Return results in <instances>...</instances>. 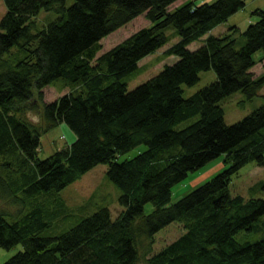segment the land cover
I'll use <instances>...</instances> for the list:
<instances>
[{"label": "trees", "instance_id": "trees-1", "mask_svg": "<svg viewBox=\"0 0 264 264\" xmlns=\"http://www.w3.org/2000/svg\"><path fill=\"white\" fill-rule=\"evenodd\" d=\"M0 21V199L17 206L0 208V246L23 250L4 264H264V238L240 243L236 234L260 228L264 199L232 196L229 183L250 161L264 166V104L228 125L219 104L242 91L253 99L264 88L255 76L254 54L264 53V10L242 32L237 46L231 34L208 36L196 50L188 47L246 6L245 0L184 3L177 0H4ZM41 10L57 18L39 29ZM145 14L150 25L97 56L100 41ZM165 51L179 60L129 91L124 79L139 62L170 41ZM234 32L241 31L238 27ZM22 58L7 56L13 47ZM13 56V55H12ZM213 69L215 82L189 98L200 73ZM63 81L69 91L44 102V89ZM41 118L33 123L27 111ZM199 118L183 129L177 125ZM66 124L76 139L50 157H37L41 137ZM145 151L119 162L139 145ZM231 166L170 204L172 188L219 157ZM99 164L121 191L124 210L114 221L108 207L58 236L42 235L48 226L41 208L22 213L18 206L42 193L61 191ZM264 190V184L262 185ZM154 209L145 213V205ZM174 221L186 232L153 253L155 234ZM264 228V225H263Z\"/></svg>", "mask_w": 264, "mask_h": 264}, {"label": "rangeland", "instance_id": "rangeland-1", "mask_svg": "<svg viewBox=\"0 0 264 264\" xmlns=\"http://www.w3.org/2000/svg\"><path fill=\"white\" fill-rule=\"evenodd\" d=\"M211 1V0H210ZM264 2V0H262ZM74 0H68L67 5H71ZM246 8L243 11L249 12V9L261 2V0H245ZM262 2V3H263ZM174 7L171 6L170 10ZM248 9V10H247ZM7 12L4 0H0V21ZM57 14L52 11L41 10L36 17L39 29H43L48 23L55 20ZM150 25V21L146 15H140L125 26L119 28L107 37L103 38L100 43L102 49L97 53V56L114 48L132 34L139 30L146 28ZM249 25V24H248ZM243 29V31L248 27ZM243 31L234 32L232 30L227 34H231V38L237 40V46H242L245 42ZM166 33L170 37L169 43L160 48L159 50L144 57L139 62V69L128 76L124 81L128 85V90L132 91L138 86L144 84L149 79L158 75L166 65L175 64L179 58L175 55L167 56L165 51L180 41V37L176 31L170 27L166 29ZM195 43V44H194ZM189 45L190 50H196V46H201L199 41ZM18 47H13L7 56L13 59H19L25 56L26 52L19 50ZM13 55V56H12ZM262 50L254 54V60L257 65L253 68L255 76L261 71V58L263 56ZM217 79L216 72L211 69L200 73V80L193 86L184 85V97L189 98L199 90L215 82ZM63 81L58 80L55 85L48 86L44 89V102L50 103L69 91L68 88L62 89ZM225 113V122L232 125L240 122L243 118L257 110L264 104V88L253 99H248L242 91H236L221 100L219 103ZM27 116L33 123H40L41 118L37 113L30 110L27 111ZM199 117L195 116L177 125L176 129H183L194 123ZM76 136L74 132L66 125L61 124L52 130L44 133L41 137L40 147L38 149L37 157L44 160L58 150L69 146L74 142ZM146 145L142 144L138 147L118 156L117 160L123 162L128 159L136 157L141 152L145 151ZM231 166L230 161H227V155L222 154L215 158L204 167L189 173V175L180 183L172 188V199L170 204L178 201L180 198L188 195L207 181L214 178L224 170ZM108 165L99 164L92 170L87 172L81 179L69 184L61 191H53L50 193H42L35 197L25 200V204L18 206L22 213H26L34 207H40L42 212V220L48 224L42 232L44 236H58L72 227L79 224L84 218L93 215L95 212L103 207H108L111 211L112 220H116L121 212L125 209L119 202L121 194L120 189L112 183L106 173ZM264 166H259L255 161H250L241 169L232 175L229 183V192L232 196H242L244 199L251 198L264 199ZM0 208H5L10 213L17 212V206L6 204L5 201L0 199ZM154 209L151 203L145 205V213H150ZM261 227L254 231L242 230L236 234V239L244 243H254L264 238V215L256 223ZM186 230L182 222L174 221L158 231L155 234V241L153 244V253L162 250L166 245L174 242L181 237ZM23 250V246L19 244L13 249L7 250L0 246V264H4L8 259L16 255L19 251ZM139 264H144V259Z\"/></svg>", "mask_w": 264, "mask_h": 264}, {"label": "crops", "instance_id": "crops-1", "mask_svg": "<svg viewBox=\"0 0 264 264\" xmlns=\"http://www.w3.org/2000/svg\"><path fill=\"white\" fill-rule=\"evenodd\" d=\"M191 1H195L197 4H201L204 2H211L214 0H211V1L210 0H177L171 6L176 8V7H178L184 3L191 2ZM262 2L263 1L261 0V2L259 4L253 6L251 8V10L249 9L248 13H246V11H243L246 8V7H244L243 9L238 11L237 13L233 14L232 16L229 17V19L227 21H225L224 23H222L219 26H217L216 28H214L210 33H208L201 40H199V43L203 44L204 40L210 35L220 36V35L227 34V33H229L230 30L233 31V28H235V27H238L241 31H243V29L246 27V25H248V24L250 25L259 19L258 16L254 14V11L255 10H264V2L263 3ZM170 7H169V10H170ZM192 45H193V43H192ZM197 47L199 48V46H196V48ZM260 66H261V70H260L261 72L260 73L263 72L262 74H264V55L261 58ZM253 71H254V69H253ZM257 75L260 76V74H257Z\"/></svg>", "mask_w": 264, "mask_h": 264}]
</instances>
